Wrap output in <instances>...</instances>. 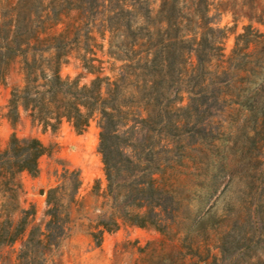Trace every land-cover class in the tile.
Wrapping results in <instances>:
<instances>
[{
  "label": "trees",
  "instance_id": "obj_1",
  "mask_svg": "<svg viewBox=\"0 0 264 264\" xmlns=\"http://www.w3.org/2000/svg\"><path fill=\"white\" fill-rule=\"evenodd\" d=\"M151 2L16 0L9 28L0 21V84L17 61L22 75L7 106L13 133L0 150V193L8 194L0 248L14 245L35 217L30 205L14 223L7 207L24 194L20 176L37 177L48 152L37 138L17 137L21 115L42 132L66 122L77 135L96 120L106 182L103 191L94 183L104 210L91 235L97 246L121 225L161 235L144 250L146 264H230L234 251L256 244L258 227L245 236L264 197V33L244 27L226 55L227 32L214 27L208 0H157L156 9ZM32 16L42 20L32 33L47 39L9 41L27 34L28 25L17 24ZM94 31L121 64L114 76L96 57L104 46ZM72 55L93 76L89 85L61 76ZM61 180L47 193V221L30 230L20 254H42L64 238L80 173L64 169Z\"/></svg>",
  "mask_w": 264,
  "mask_h": 264
},
{
  "label": "rangeland",
  "instance_id": "obj_2",
  "mask_svg": "<svg viewBox=\"0 0 264 264\" xmlns=\"http://www.w3.org/2000/svg\"><path fill=\"white\" fill-rule=\"evenodd\" d=\"M48 1L45 0V6ZM151 1L152 7L156 9L157 0ZM208 3L214 27L227 32L223 42L226 55L231 52L235 37L242 33L244 27L251 25L264 33V0H208ZM15 4L16 0H0V21L5 25L8 24L7 28L11 24ZM63 7L67 6L64 4ZM74 16L73 13L69 16L70 18L63 19V24H59L54 29L55 32L59 33L63 30L64 25L71 23ZM41 22L42 20L35 16H32L29 24L23 20L20 21L17 25L21 30L28 25L27 34L8 37V40H46V36L35 37L32 33L41 26ZM92 37L98 45L104 46L102 51L96 53V57L104 62L105 75L114 76L115 73H112L111 70L116 71L121 64L105 55L106 40L103 41L95 31ZM74 39L70 38V40ZM78 41H88V39L80 37ZM61 76L70 79L79 78L80 86L89 85L93 80V76L82 69V65L75 55H72L69 63L61 68ZM21 86L22 75L17 61L12 64L5 84H0V150L7 146L13 133L6 119L10 94L13 89ZM185 104L186 102L183 103V105ZM14 132L20 139H39L48 148V152L38 161L39 174L37 177L32 178L27 174L20 176L24 194L18 203H10V206L7 207V215H10L11 220L17 223L21 217V209L27 210L30 205H34L36 215L33 220H30L23 237L12 246L0 248V264H146L144 250L151 249L162 240L161 235L154 229H138L121 225L118 231L111 234L105 233L99 246L91 236L92 233L97 232L95 228L98 217L104 211L101 208L102 199L99 197L101 193L94 190V183L99 180L102 191L106 186L103 164L98 153L99 129L96 120L90 123L86 133L77 135L66 122H63L56 132H42L40 127L33 126L25 115H21ZM64 169L79 171L81 180V186L77 192L78 202L69 209L70 222L67 225L64 238L59 241L57 248L43 249L42 254L41 252L27 256L20 254L30 230L34 227L43 228L47 221L45 217L47 193L49 190L61 186V175ZM6 196L8 194L0 193V211L1 206L7 202ZM248 206L252 210L254 209L253 205ZM259 208L262 212L261 216L258 220L250 217L247 227L251 229L245 236L247 239L250 238L251 233L257 229L255 227H258L259 234L255 240L256 244L250 246L244 255L236 256L237 251H234L230 255V264H264V197L259 202ZM211 254L219 258L217 251L213 250ZM226 263L228 261L224 264Z\"/></svg>",
  "mask_w": 264,
  "mask_h": 264
}]
</instances>
